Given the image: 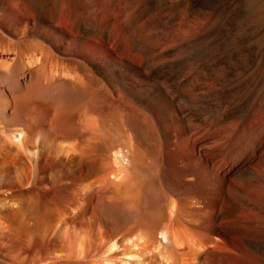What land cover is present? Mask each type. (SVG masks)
Instances as JSON below:
<instances>
[{
    "label": "bare ground",
    "instance_id": "6f19581e",
    "mask_svg": "<svg viewBox=\"0 0 264 264\" xmlns=\"http://www.w3.org/2000/svg\"><path fill=\"white\" fill-rule=\"evenodd\" d=\"M255 3L0 0V264H264Z\"/></svg>",
    "mask_w": 264,
    "mask_h": 264
},
{
    "label": "rangeland",
    "instance_id": "374dc122",
    "mask_svg": "<svg viewBox=\"0 0 264 264\" xmlns=\"http://www.w3.org/2000/svg\"><path fill=\"white\" fill-rule=\"evenodd\" d=\"M246 1H248V0H240V2H246ZM254 1V3H255V5H256V7H257V10L259 11V12H261V14L262 15H260L259 14V12H257L256 13V15L258 16V14L260 15V16H258V17H256V15H254V16H252V17H250V18H253L254 19V23L251 25V26H249V25H246V24H244L241 28H242V30L240 31V33L241 34H253V32L252 31H254V36L256 37V40H263L264 39V10H262L263 8H264V0H253ZM257 3L259 4V5H257ZM260 7H262V8H260ZM260 9V10H259ZM263 11V12H262ZM255 17V18H254ZM253 19H252V22H253ZM259 19V20H258ZM257 24V25H256ZM247 26V28H246V31H245V27L244 26ZM254 26V27H253ZM252 27V28H251ZM252 29V30H250V32L248 31L249 29ZM256 28V29H255ZM248 29V30H247ZM255 29V30H254ZM259 29V30H258ZM260 37V38H259ZM262 37V38H261ZM262 42H264V40L262 41Z\"/></svg>",
    "mask_w": 264,
    "mask_h": 264
}]
</instances>
